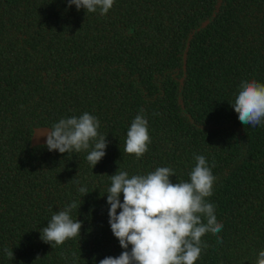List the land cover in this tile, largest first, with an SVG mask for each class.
I'll return each instance as SVG.
<instances>
[{"label": "trees", "instance_id": "trees-1", "mask_svg": "<svg viewBox=\"0 0 264 264\" xmlns=\"http://www.w3.org/2000/svg\"><path fill=\"white\" fill-rule=\"evenodd\" d=\"M250 79L264 83V0H115L106 15L67 0H0V264L118 257L110 175L169 167L173 183L188 181L194 155L216 177L206 199L223 224L222 240L202 237L195 264H255L264 249V125H242L230 105ZM141 110L151 143L137 159L124 146ZM85 112L107 140L94 167L86 151L30 146L34 128ZM72 202L80 237L43 242L40 230Z\"/></svg>", "mask_w": 264, "mask_h": 264}, {"label": "clouds", "instance_id": "clouds-1", "mask_svg": "<svg viewBox=\"0 0 264 264\" xmlns=\"http://www.w3.org/2000/svg\"><path fill=\"white\" fill-rule=\"evenodd\" d=\"M114 2L67 0L69 7L75 5L77 10L83 8L90 13L99 10L101 15H106ZM230 105L242 125H264V83L242 80ZM99 127L97 117L87 112L61 118L45 134L46 147L61 154L86 151V160L94 167L105 156L107 147L106 136L98 133ZM150 143L148 121L141 110L127 130L124 151L139 159ZM194 160L188 181L173 183L170 177L175 172L169 167H158L144 175L129 176L123 170L110 175L106 193L110 206L108 222L124 251L118 257H105L99 264H195L202 249L207 248L202 241L206 233L222 240L218 234L223 224L217 220L215 205L206 199L213 195L216 177L204 155H194ZM79 191L88 194L84 187ZM76 207L72 202L56 211L40 230L41 240L59 246L80 237L82 222L71 216ZM6 251L14 258L12 250ZM255 264H264V249L259 251Z\"/></svg>", "mask_w": 264, "mask_h": 264}, {"label": "water", "instance_id": "water-1", "mask_svg": "<svg viewBox=\"0 0 264 264\" xmlns=\"http://www.w3.org/2000/svg\"><path fill=\"white\" fill-rule=\"evenodd\" d=\"M203 25L204 24H202L201 27H203ZM183 58H184V55H183ZM183 62H184V59H183ZM48 131H50V129L47 127L34 128L30 136V141H29L30 146L34 147V146L46 145V135L45 134Z\"/></svg>", "mask_w": 264, "mask_h": 264}]
</instances>
